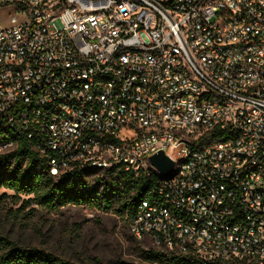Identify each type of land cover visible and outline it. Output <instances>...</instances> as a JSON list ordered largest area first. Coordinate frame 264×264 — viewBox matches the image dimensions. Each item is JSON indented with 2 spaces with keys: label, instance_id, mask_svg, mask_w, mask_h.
Instances as JSON below:
<instances>
[{
  "label": "built area",
  "instance_id": "obj_1",
  "mask_svg": "<svg viewBox=\"0 0 264 264\" xmlns=\"http://www.w3.org/2000/svg\"><path fill=\"white\" fill-rule=\"evenodd\" d=\"M0 126L49 170L158 179L138 239L264 264V0H0ZM8 147V146H3ZM164 150L174 173L150 156Z\"/></svg>",
  "mask_w": 264,
  "mask_h": 264
},
{
  "label": "rangeland",
  "instance_id": "obj_2",
  "mask_svg": "<svg viewBox=\"0 0 264 264\" xmlns=\"http://www.w3.org/2000/svg\"><path fill=\"white\" fill-rule=\"evenodd\" d=\"M13 14L12 8L0 9L4 26L10 24ZM10 150L11 147H0V154ZM113 175H118V171L100 169L84 173L82 179L101 192ZM32 197L0 187L2 238L21 247L44 249L77 264H161L148 259L146 253L169 251L149 237L135 238L129 230L128 215H121L114 208L68 204L50 210L31 202Z\"/></svg>",
  "mask_w": 264,
  "mask_h": 264
},
{
  "label": "trees",
  "instance_id": "obj_3",
  "mask_svg": "<svg viewBox=\"0 0 264 264\" xmlns=\"http://www.w3.org/2000/svg\"><path fill=\"white\" fill-rule=\"evenodd\" d=\"M3 146L11 147V150L0 154V187L10 188L17 195H32L31 202L50 210H58L68 204L107 210L114 208L117 213L127 214L130 219L143 193L159 178L143 170L135 174L116 168L103 169L118 171V175H113L111 182L104 184L100 192L96 186L90 187L82 179L84 173L100 168L73 169L53 175L49 170L47 155L34 146L33 138L0 126V147ZM0 250V264H77L44 249L21 247L1 236ZM146 256L161 264H230L171 249L168 252L153 250L147 252Z\"/></svg>",
  "mask_w": 264,
  "mask_h": 264
},
{
  "label": "water",
  "instance_id": "obj_4",
  "mask_svg": "<svg viewBox=\"0 0 264 264\" xmlns=\"http://www.w3.org/2000/svg\"><path fill=\"white\" fill-rule=\"evenodd\" d=\"M150 161L162 175H172L174 173V160L166 154L164 150H159L157 153L150 156Z\"/></svg>",
  "mask_w": 264,
  "mask_h": 264
}]
</instances>
